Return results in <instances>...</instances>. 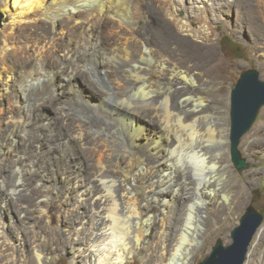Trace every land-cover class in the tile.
Listing matches in <instances>:
<instances>
[{
  "label": "bare ground",
  "instance_id": "6f19581e",
  "mask_svg": "<svg viewBox=\"0 0 264 264\" xmlns=\"http://www.w3.org/2000/svg\"><path fill=\"white\" fill-rule=\"evenodd\" d=\"M0 11L11 16L0 29V219L8 197L16 215L31 209L29 224L47 222L48 199L72 188L80 210L76 225L17 236L22 264L62 252L73 264H192L201 222H231L251 187L235 183L224 146L226 78L197 66L215 56L220 16L264 56V0H0ZM5 228L0 264H18ZM256 235L246 264H264V225Z\"/></svg>",
  "mask_w": 264,
  "mask_h": 264
},
{
  "label": "rangeland",
  "instance_id": "374dc122",
  "mask_svg": "<svg viewBox=\"0 0 264 264\" xmlns=\"http://www.w3.org/2000/svg\"><path fill=\"white\" fill-rule=\"evenodd\" d=\"M9 13L10 12L8 11L5 13H2L0 11V29L5 24L9 23L11 19ZM152 13L155 15L156 10L153 11L152 9ZM179 14L182 16L184 12H180ZM63 15L64 14L59 15L58 22L61 21L59 22V25L63 29V35H68L70 33V30H68V25H67L68 20L66 19V16ZM228 17L229 16H220L219 18L220 21L218 19L220 23L217 21L218 23L214 24L215 29L213 32L216 35V37L214 36V47L216 49L215 56L213 55H211V57L209 56L210 58H206L207 60H205L206 63L202 62L201 64L202 66L199 65L197 67H205L207 70L214 69L213 71L219 72L221 77L225 76L226 78V82L224 84L225 88L227 89L225 105L224 107L219 108V111L221 112L223 111V113H226L225 120H227L226 123H228V131H229L228 141L226 144H224V146L228 148L230 169L232 170L235 183L240 184L243 183V181L245 180L248 181L251 180V187H248V191H249L248 198L244 203H242V208L233 211L231 222H223L220 225L219 223H216V221H213L211 232H208L205 227V224L201 222V226L199 227L200 241L196 246V251L192 255V264H198L204 258L210 256L212 252V248L216 244L217 240H220L224 246H228L232 243L231 232L234 228L238 226L239 220L245 213L247 207L252 206L257 212L261 213L264 216V145L253 146L257 142H261V141L264 142V105L259 109L255 121L251 125L250 129L241 137L238 145V150L241 153L242 158L245 159L246 163L248 164V167L246 169L242 171H238L235 168L234 164L232 163L231 155H230V140H229L230 126H231L230 111H231L232 90L235 87V83L238 79L240 72L248 68L257 69L260 73L259 76L260 80L264 82V56H263L260 40L256 38H252L250 35L251 33L246 28H242L243 26L241 24L235 23L236 20H234L233 17L231 18ZM24 27L26 30L28 29L27 25L22 24V28ZM238 28L241 31H239ZM25 29H22V31L24 32ZM43 30H46V28H43ZM183 88H186V85H184L182 81H179L174 85L173 89L175 90V89H183ZM191 92L193 93L192 95L195 96L199 94L200 89L198 87H194L192 88ZM50 108L52 109L51 104L48 105V111H46L49 112L48 113L49 116L53 114L52 111L53 109L51 110ZM249 145H252L251 146L252 148L249 152L245 153L244 151L245 147ZM6 168L8 167L6 166ZM29 176L30 175L27 176L28 178L27 177L24 178V180L26 179L27 181L30 180L27 183L32 182L31 180L32 178L31 176L30 177ZM172 179H174L172 180L174 184L176 182L177 177L174 176ZM14 195L22 196L25 195V192L20 193L19 191H17L14 193ZM75 198H77V192L76 189L74 190L72 188L70 189L67 197L60 198L61 201L59 200L58 197H55V199L53 200L48 199L49 213H47L44 216L48 219V221L46 222L44 218L42 222L38 220L33 222L32 224H29V222H27L30 221L27 219V217L29 216L28 213H30L31 209L26 210L25 213L16 215V212L13 209L14 203L12 199H8L7 197L4 200L2 204L4 208L2 212L3 214L1 215V219L2 222H4L5 224L6 234L12 239L10 241V246L17 251L18 264H22V261L20 258L21 253L19 250L18 243L14 242L15 238L17 236H23L22 234L25 235L28 231L31 230L40 232L42 229L48 228L49 230L51 229L52 231H58V228L60 229L61 226H64L63 222L65 221H68L70 224L76 225L77 223L76 221L74 222L73 219L79 213L78 211L80 210L76 209V211H74L75 209H72L73 207L71 204L74 203ZM232 207L234 208V205H232ZM68 211L70 212L68 213ZM157 211L159 210L153 209L149 216L153 218ZM202 216L204 219H206L205 214H203ZM263 225H264V221L261 226ZM221 226L223 227V229H225L226 227V231L221 230L220 229ZM156 228H157V223H155V225L153 226L154 230ZM256 234L252 239L248 251L251 250L252 244H254L255 241L257 240ZM53 247L54 246L51 245L49 248H53ZM247 255L244 264H246ZM49 257L50 256H48V258ZM70 262L71 260L69 258V253L66 252H62L60 257L56 260V264H73ZM131 264H139V261L135 260Z\"/></svg>",
  "mask_w": 264,
  "mask_h": 264
},
{
  "label": "water",
  "instance_id": "95a60500",
  "mask_svg": "<svg viewBox=\"0 0 264 264\" xmlns=\"http://www.w3.org/2000/svg\"><path fill=\"white\" fill-rule=\"evenodd\" d=\"M255 68L240 72L231 93L230 155L238 171L248 167L238 150L241 137L250 129L259 109L264 105V82ZM264 221V216L252 206L247 207L239 224L231 232L232 243L224 246L220 240L210 256L198 264H244L253 237Z\"/></svg>",
  "mask_w": 264,
  "mask_h": 264
}]
</instances>
